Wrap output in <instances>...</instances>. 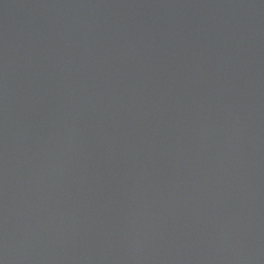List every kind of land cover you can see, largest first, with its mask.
<instances>
[{
  "label": "water",
  "instance_id": "obj_1",
  "mask_svg": "<svg viewBox=\"0 0 264 264\" xmlns=\"http://www.w3.org/2000/svg\"><path fill=\"white\" fill-rule=\"evenodd\" d=\"M0 264H264V0H0Z\"/></svg>",
  "mask_w": 264,
  "mask_h": 264
}]
</instances>
